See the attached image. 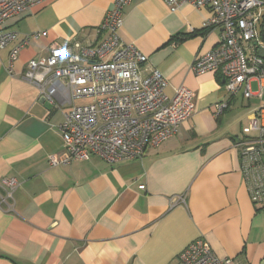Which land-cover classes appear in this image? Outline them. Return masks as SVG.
I'll return each mask as SVG.
<instances>
[{"label":"crops","instance_id":"0c3cea01","mask_svg":"<svg viewBox=\"0 0 264 264\" xmlns=\"http://www.w3.org/2000/svg\"><path fill=\"white\" fill-rule=\"evenodd\" d=\"M113 3L42 0L3 23L18 36L0 50V264H178L179 253L198 238L218 258L264 264V205L250 200L236 147L264 94L232 96L217 72L192 71L195 58L219 39L217 29L202 32L208 10L182 3L170 12L161 0L130 1L119 36L147 57L140 76L157 70L168 97L180 87L192 92L194 114L141 159L63 163L62 115L39 101L23 76L52 43L102 38L97 30ZM35 32L43 35L20 50L9 72L10 50ZM251 86L255 95L258 85ZM252 99L257 107L239 110ZM220 103L226 108L216 116ZM50 156L60 164L51 166ZM11 179L14 188L4 185Z\"/></svg>","mask_w":264,"mask_h":264},{"label":"built area","instance_id":"2783aa9c","mask_svg":"<svg viewBox=\"0 0 264 264\" xmlns=\"http://www.w3.org/2000/svg\"><path fill=\"white\" fill-rule=\"evenodd\" d=\"M130 1L114 0L97 30L102 38L89 44L80 40L61 45L52 43L48 56L27 64L24 80L36 88L39 101L48 102L62 115L58 131L68 154L63 163L97 157L113 165L141 159L147 150L157 149L174 136L194 114L192 92L180 87L168 97L167 81L157 70H152L146 78L140 76V67L147 57L134 46L123 43L119 36L123 12ZM161 1L170 12H175L182 3L206 9L209 18L203 28L219 30L216 45L193 61L191 69L195 74L215 71L230 95L261 98L264 52L258 51L261 46L258 24L261 21L264 24V15L259 22L254 14L264 8V0ZM41 2L0 0V50L9 47L18 36L16 32L3 30L4 21L26 13ZM42 35L40 32L24 35L22 42L10 50L9 72L20 50ZM252 82L258 85L255 95ZM82 100L91 102L77 104ZM214 108L219 116L226 105L220 103ZM251 132L256 137H248ZM242 134L243 138L236 144L240 171L251 202L263 206L264 106L250 116ZM49 164L57 166L60 162L50 156ZM4 185L14 188L17 184L11 179L5 180ZM177 261L178 264H234L232 259L218 258L202 238L185 247Z\"/></svg>","mask_w":264,"mask_h":264},{"label":"rangeland","instance_id":"374dc122","mask_svg":"<svg viewBox=\"0 0 264 264\" xmlns=\"http://www.w3.org/2000/svg\"><path fill=\"white\" fill-rule=\"evenodd\" d=\"M263 15H264V8L258 9L257 12L254 14L255 18H257V17L259 18V22L261 21V18H262ZM256 21H257V19H256ZM258 34H259V38L261 40V46L259 47L258 51L261 53V52H264V24H262V21H261V23L258 24ZM253 90H255L254 86L252 87V91ZM263 94H264V91H263L262 95ZM89 102H91V100H82L80 102H77V104H85V103H89ZM258 104H259V100L252 99V106H249L248 108H246L247 106L244 105L243 107L239 108V110L240 111L250 110L251 107H257ZM242 113H244V114L243 115L242 114L239 115L240 119L238 120V124L240 122L245 121L246 113L245 112H242Z\"/></svg>","mask_w":264,"mask_h":264},{"label":"trees","instance_id":"16d2710c","mask_svg":"<svg viewBox=\"0 0 264 264\" xmlns=\"http://www.w3.org/2000/svg\"><path fill=\"white\" fill-rule=\"evenodd\" d=\"M209 31H210L209 29H204V28L202 29L203 34H204V33L206 34V33H208Z\"/></svg>","mask_w":264,"mask_h":264}]
</instances>
